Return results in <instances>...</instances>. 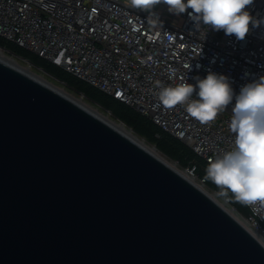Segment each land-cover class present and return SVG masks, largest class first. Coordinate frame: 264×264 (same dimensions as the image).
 I'll return each instance as SVG.
<instances>
[{
	"label": "water",
	"instance_id": "95a60500",
	"mask_svg": "<svg viewBox=\"0 0 264 264\" xmlns=\"http://www.w3.org/2000/svg\"><path fill=\"white\" fill-rule=\"evenodd\" d=\"M0 264H264V244L173 167L0 59Z\"/></svg>",
	"mask_w": 264,
	"mask_h": 264
},
{
	"label": "built area",
	"instance_id": "2783aa9c",
	"mask_svg": "<svg viewBox=\"0 0 264 264\" xmlns=\"http://www.w3.org/2000/svg\"><path fill=\"white\" fill-rule=\"evenodd\" d=\"M246 10L264 21V0H253ZM152 12L159 21L126 0H0V36L124 102L209 162L234 147L235 95L264 77V23L250 24L238 40L202 21L197 26L190 8L170 20L157 7ZM209 72L228 77L234 92L232 104L215 121L202 124L184 106L166 110L158 103V85H195ZM184 170L205 184L195 164ZM246 206L239 218L264 237V206Z\"/></svg>",
	"mask_w": 264,
	"mask_h": 264
},
{
	"label": "clouds",
	"instance_id": "9594fccd",
	"mask_svg": "<svg viewBox=\"0 0 264 264\" xmlns=\"http://www.w3.org/2000/svg\"><path fill=\"white\" fill-rule=\"evenodd\" d=\"M127 4L148 11L157 21L159 18L152 12L156 5L165 4L174 14L185 13L190 8L189 15L197 26L202 21L238 40L246 37L250 24L264 23L246 10L253 0H127ZM167 39L171 41L174 36L168 34ZM158 87V103L162 108L184 106L188 115L202 124L215 121L234 99L228 77L213 72L197 78L195 85L183 81L175 86ZM230 131L235 136L234 147L209 160L205 179L215 184L224 198L264 206V77L244 85L235 95Z\"/></svg>",
	"mask_w": 264,
	"mask_h": 264
},
{
	"label": "trees",
	"instance_id": "16d2710c",
	"mask_svg": "<svg viewBox=\"0 0 264 264\" xmlns=\"http://www.w3.org/2000/svg\"><path fill=\"white\" fill-rule=\"evenodd\" d=\"M0 47L7 48L14 54L29 59L32 63L44 68L55 78L65 81L68 84V87L73 88L100 103L115 117L123 121L128 127H131L135 133L154 143L159 150L172 159H175L179 162V164L184 166L191 162L196 165V172L199 175H206L208 162H206L205 159L195 154L186 143L163 130L159 125L142 115L140 112L126 105L124 102L87 83L86 81L77 78L65 69L37 55L36 53L5 40L1 36ZM205 184L218 192L220 191L219 188L210 180L205 179ZM229 201L238 211L244 214L247 212L246 204H243L234 198L229 199Z\"/></svg>",
	"mask_w": 264,
	"mask_h": 264
},
{
	"label": "bare ground",
	"instance_id": "6f19581e",
	"mask_svg": "<svg viewBox=\"0 0 264 264\" xmlns=\"http://www.w3.org/2000/svg\"><path fill=\"white\" fill-rule=\"evenodd\" d=\"M22 58V57H21ZM0 59L7 62L8 64H11L21 70L26 71L27 73L33 75L34 77H36L37 79H40L44 82H46L47 84H49L50 86H52L53 88H55L56 90L61 91L62 93H64L65 95H67L69 98H71L72 100H74L75 102L79 103L80 105H82L83 107H85L86 109H88L89 111H91L92 113L96 114L98 117H100L101 119H103L105 122H107L108 124H110L112 127H114L116 130L120 131L122 134L126 135L127 137H129L130 139H132L133 141H135L136 143H138L139 145H141L142 147H144L146 150H148L149 152H151L152 154H154L155 156H157L159 159L163 160L165 163H167L169 166L173 167L175 170H177L179 173H181L183 176H185L187 179H189L191 182H193L194 184H196L199 188H201L207 195H209L211 198H213L218 204H220L223 208H225L230 214H232L234 217H236L251 233H253L255 235V237L262 243L264 244V237L260 236L259 234H257L254 230H252L248 224L246 223V221L242 220L241 218H239L236 214V212L234 211L233 207H229L226 206L225 203L221 202L216 195H214L213 193H210L206 188H204L203 186H200V184H197L194 181V178L186 175L184 173V171L182 172L181 170H179L177 168V166H175L172 162H170L168 160V158L166 156H164L160 151L157 150V148L155 146H150L148 145L145 140L143 138H140L137 133H135L134 131H132L130 128L127 127V125L123 122V121H119L116 120L112 117H110L109 115L103 114L102 112H100V110L95 109L96 107H92V105L90 106L89 104H87L83 98L80 97H75L74 95L67 93L65 90L53 85L52 83H49L48 81H46L45 79H43L40 76L35 75L34 73H32V71H30V66H23L18 62V58H16L15 56L11 55L9 52L5 51L4 49L0 48ZM32 63V62H31ZM32 65V64H31ZM33 67V66H32ZM109 114V113H108Z\"/></svg>",
	"mask_w": 264,
	"mask_h": 264
},
{
	"label": "rangeland",
	"instance_id": "374dc122",
	"mask_svg": "<svg viewBox=\"0 0 264 264\" xmlns=\"http://www.w3.org/2000/svg\"><path fill=\"white\" fill-rule=\"evenodd\" d=\"M127 1V0H126ZM155 7H157V9H159L160 11H162V15L165 19L167 20H170L171 17L174 15V13H171L169 12L168 10V6L165 5V4H159V5H156ZM179 17L176 16L175 17V20L174 22L175 23H178L179 22ZM2 49H4L5 51L9 52L11 55L15 56L16 58H18V62L23 65V66H27L29 65L30 66V71H32V73H34L35 75L37 76H40L42 77L43 79H45L46 81H48L49 83H52L53 85L65 90L67 93H70L72 95H74L76 98L77 97H80V98H83V100L89 104L90 106L92 105V107H96L95 109H98L100 110V112H102L103 114H106V115H109L110 117L116 119V120H119L121 121L120 119H118L117 117H115L108 109H106L105 107H103L100 103H98L97 101L93 100L92 98L86 96L85 94H83L84 96H82V94L80 92H78L77 90L73 89V88H70L68 87L67 85H65L63 82H61L60 80H58L57 78H55L52 74H50L48 71H46L44 68H40L38 65L34 64V63H31V61L29 59H26L24 57L21 58V56H17L16 54H14L12 51H10L9 49L7 48H3V47H0ZM32 64V65H31ZM33 66V67H32ZM109 113V114H108ZM128 127V126H127ZM130 128L132 131H134L131 127H128ZM135 132V131H134ZM140 138H143L145 140V142L150 145V146H155L157 148V146L146 140L143 136H140L139 134H137ZM158 151H160L164 156H166L168 158V160L170 162H172L175 166H177V168L179 170H181L182 172L184 171V173L186 174L185 170H184V166H182L181 164H179V162H177L175 159H172L171 157L167 156L165 153H163L161 150H159L157 148ZM187 175V174H186ZM194 181L197 183V184H200V186H203L204 188H206L210 193H213L214 195L217 196V198L225 203L226 206H229V207H233L234 208V211L236 212L237 216L240 217V216H244L245 214L238 211L236 209V207L234 205H232L230 203V201L227 200V198H224L222 196L219 195V192L215 189H212L210 188L209 186H207L206 184H203L201 183L198 179L194 178Z\"/></svg>",
	"mask_w": 264,
	"mask_h": 264
}]
</instances>
